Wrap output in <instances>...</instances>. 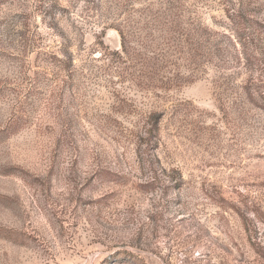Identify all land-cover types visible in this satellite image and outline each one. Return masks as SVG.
<instances>
[{
	"label": "rangeland",
	"instance_id": "obj_1",
	"mask_svg": "<svg viewBox=\"0 0 264 264\" xmlns=\"http://www.w3.org/2000/svg\"><path fill=\"white\" fill-rule=\"evenodd\" d=\"M0 264H264V0H0Z\"/></svg>",
	"mask_w": 264,
	"mask_h": 264
},
{
	"label": "trees",
	"instance_id": "obj_2",
	"mask_svg": "<svg viewBox=\"0 0 264 264\" xmlns=\"http://www.w3.org/2000/svg\"><path fill=\"white\" fill-rule=\"evenodd\" d=\"M151 131L155 132L156 135H157V133H158V131H159V118H158V119L155 118V120H154V122H153V125H152V130H151ZM156 135H155V136H156Z\"/></svg>",
	"mask_w": 264,
	"mask_h": 264
}]
</instances>
